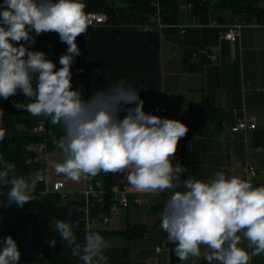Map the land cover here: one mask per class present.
<instances>
[{"label":"crops","instance_id":"0c3cea01","mask_svg":"<svg viewBox=\"0 0 264 264\" xmlns=\"http://www.w3.org/2000/svg\"><path fill=\"white\" fill-rule=\"evenodd\" d=\"M102 7L106 22L88 27L77 37L80 55L71 66L73 90L80 89L85 98L120 80L141 88L146 113L176 119L188 127L178 142V159L187 168L182 179L207 181L220 171L227 176L249 179L253 186H264V18L255 12L233 13L229 8L211 7L219 0H203L209 9L193 13L182 0H166L161 29L146 28L149 18L143 17L128 1L157 3L159 0H107ZM257 3L264 10V0H239ZM261 19V20H259ZM241 25L236 41L225 37L232 23ZM29 44L32 51L43 52L47 59L58 61L67 50L54 32L35 36ZM58 70V69H56ZM36 79L33 78V87ZM12 101L27 103L19 93ZM125 112H121L123 118ZM256 116L257 126L245 131H233L239 118ZM41 120L44 158L49 188L55 181H64L67 197L61 207L51 211L50 226L56 220L70 222L78 243L88 232H98L108 245L104 251L107 264H172L171 249L164 246L167 239L161 227V211L167 201L166 192H139L126 182V173H110V188L123 184L130 188L133 203L110 215L104 227L102 214L86 220L80 209L85 199L84 189L89 179L72 181L58 175L51 167L60 162L61 154L54 140L63 135L59 125L50 118L33 117L29 113L16 119L17 128L26 135H36ZM4 148L0 142V150ZM254 164L258 174L251 177L247 166ZM50 193V192H49ZM147 196L149 203L138 205L136 197ZM13 219L0 196V250L4 238L11 235L21 253L19 264H51L45 251L21 226L7 230ZM140 227V232L127 231ZM242 236V233H238ZM241 247L250 254L249 264H264V254L251 256L252 248L241 240ZM160 247V250H158ZM206 251L201 246V252ZM57 264H83L71 254L60 239L52 249ZM175 264H207L202 256ZM216 264V262H213Z\"/></svg>","mask_w":264,"mask_h":264},{"label":"clouds","instance_id":"9594fccd","mask_svg":"<svg viewBox=\"0 0 264 264\" xmlns=\"http://www.w3.org/2000/svg\"><path fill=\"white\" fill-rule=\"evenodd\" d=\"M89 25L82 0L0 3V98L19 92L28 102L13 101L14 107L50 118L62 128L63 135L54 140L61 154L60 162L51 163L55 173L76 182L101 172L126 173L127 184L136 191L170 192L160 227L180 261L202 256L207 264H249V252L240 246L242 237L253 249L251 256L264 254V186L220 171L207 181L182 179L187 168L172 160L188 127L180 120L146 113L141 88L120 80L87 98L80 89L73 90L71 66L81 54L76 39ZM49 32L67 45L58 70L43 52L19 43L34 44L33 33ZM121 112L126 113L123 118ZM5 137L6 130L0 128V142ZM46 179L40 171L17 175L15 165L0 156V187L11 186L9 206L30 203L37 185ZM54 230L83 264H107L108 245L98 232H88L81 244L70 222L56 220ZM56 242L53 237L50 246ZM201 246L206 248L203 254ZM20 256L17 242L11 235L5 237L0 264H19Z\"/></svg>","mask_w":264,"mask_h":264},{"label":"trees","instance_id":"16d2710c","mask_svg":"<svg viewBox=\"0 0 264 264\" xmlns=\"http://www.w3.org/2000/svg\"><path fill=\"white\" fill-rule=\"evenodd\" d=\"M182 1L191 8L193 13L203 9H209V5L203 0ZM82 2L85 4V12L94 9L98 10L109 5L107 0H82ZM128 2L131 3L145 18L152 16L153 12L156 10V4L153 3H143L140 1ZM158 3L161 7V11L164 12L166 10V0H159ZM223 8H229L233 13L251 11L255 12L259 18H264V10L257 3H241L239 0H219V2L212 5L211 11L214 13L216 10H221ZM150 19L151 18H149V20ZM19 43H24L26 47H29V44L24 41ZM53 62L56 65V69L62 67L58 61ZM12 102L13 101L10 97L7 100L0 98V109L4 112V115L0 116V128L6 130V137L3 140L4 148L0 150V156L15 165L17 175L29 176L35 171H39L41 167V163L35 161L34 157L37 153L36 149L38 144L43 141V136L26 135L17 128L16 119L21 115L27 114V112L17 109L13 106ZM88 179L89 181L94 182L96 180H101L104 188L108 191L105 194L104 199L96 203L91 217L94 218L100 214L106 213L112 201L110 173L106 174L101 172L96 177ZM10 187V185L7 187H0V196L10 213L13 215V219L8 220L7 230L13 232L17 228V225L21 226L45 251L49 262L51 264H57L51 252L54 246H50V241L53 237L56 238V241L61 238L54 228L50 226L49 216L51 211L57 210L61 207L65 199L58 193H43L45 185L40 182L33 193L35 198L30 203L25 204L23 207H17L14 203L9 206L7 192L10 190ZM140 230V227L127 229V231H133L135 233L140 232ZM170 246L171 263L175 264L178 261V257L173 251L175 245L170 243Z\"/></svg>","mask_w":264,"mask_h":264},{"label":"built area","instance_id":"2783aa9c","mask_svg":"<svg viewBox=\"0 0 264 264\" xmlns=\"http://www.w3.org/2000/svg\"><path fill=\"white\" fill-rule=\"evenodd\" d=\"M3 0H0V3H2ZM156 4V10L153 12L151 20L147 22L146 28L148 29H161L164 24V18H163V11H161V7L159 3ZM86 13L89 14V18L91 20V25L89 27L94 25L103 24L106 22V13L103 9L98 10H89L86 11ZM240 28L241 25L238 22H234L230 25L229 30L226 32L225 37L230 39L231 41H236L240 36ZM256 116H250V117H242L239 118L236 124L232 127L233 131H245L248 129H254L256 124ZM45 131V122L44 120H41L36 128V135L43 136V133ZM37 153L34 157L35 161H39L41 163V167L39 171L43 173L47 178V172L46 168L42 163V160L44 158V144L43 141L40 142L36 149ZM179 154L176 152L174 159H178ZM247 171L251 177H254L258 174V169L254 164H249L247 166ZM45 185V191L50 193H58L60 196L64 199L67 197V192L64 189L65 183L64 181H55L51 188L47 186L48 179L46 181L42 182ZM107 189L104 188L103 182L101 180L89 181L86 188L84 189L85 199L80 203L79 209L83 215V217L86 220H90L92 217V212L95 209L96 203L102 201L104 199L105 194L107 193ZM130 188L127 184H123L121 187H119L117 190L112 191V201L110 203L109 209L106 213L102 214V221L104 224V227H108V221L110 219V215L118 212L121 208H128L132 205L133 199H131L130 196ZM167 195V199L169 195L171 194L168 191H165ZM149 197L147 196H140L136 197L134 199V202L138 205H144L149 203ZM162 212V211H161ZM164 246L168 249L171 248L170 243L167 242V239L164 243ZM158 250H160V247H158Z\"/></svg>","mask_w":264,"mask_h":264},{"label":"rangeland","instance_id":"374dc122","mask_svg":"<svg viewBox=\"0 0 264 264\" xmlns=\"http://www.w3.org/2000/svg\"><path fill=\"white\" fill-rule=\"evenodd\" d=\"M43 193H47V192L44 190Z\"/></svg>","mask_w":264,"mask_h":264}]
</instances>
